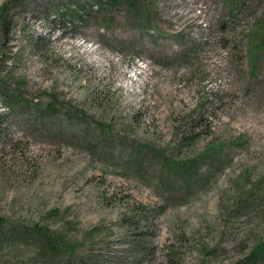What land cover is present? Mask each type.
Instances as JSON below:
<instances>
[{
  "label": "rangeland",
  "instance_id": "rangeland-1",
  "mask_svg": "<svg viewBox=\"0 0 264 264\" xmlns=\"http://www.w3.org/2000/svg\"><path fill=\"white\" fill-rule=\"evenodd\" d=\"M124 1L0 0V264H264V0Z\"/></svg>",
  "mask_w": 264,
  "mask_h": 264
},
{
  "label": "trees",
  "instance_id": "trees-1",
  "mask_svg": "<svg viewBox=\"0 0 264 264\" xmlns=\"http://www.w3.org/2000/svg\"><path fill=\"white\" fill-rule=\"evenodd\" d=\"M127 3L128 4V6L131 8L130 10H132V11H134V9H136L137 8V4H136V1L135 0H125L123 3ZM139 12V11H138ZM137 12V13H138ZM135 13V12H134ZM259 32H260V36H263V32H264V27L261 25V27H259ZM263 42H264V40H261L260 42H257V43H255L254 45H253V49L254 50H260L261 49V47H263L264 46V44H263ZM35 259H42V260H44L45 258H44V256H41V257H35Z\"/></svg>",
  "mask_w": 264,
  "mask_h": 264
}]
</instances>
